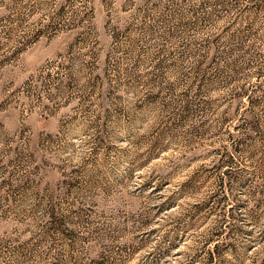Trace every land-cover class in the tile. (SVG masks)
<instances>
[{"label":"rangeland","instance_id":"1","mask_svg":"<svg viewBox=\"0 0 264 264\" xmlns=\"http://www.w3.org/2000/svg\"><path fill=\"white\" fill-rule=\"evenodd\" d=\"M0 264H264V0H0Z\"/></svg>","mask_w":264,"mask_h":264}]
</instances>
